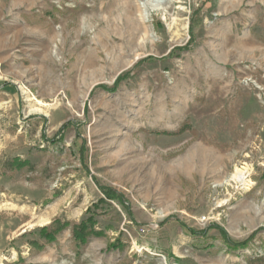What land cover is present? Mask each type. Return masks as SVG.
<instances>
[{
	"label": "rangeland",
	"instance_id": "1",
	"mask_svg": "<svg viewBox=\"0 0 264 264\" xmlns=\"http://www.w3.org/2000/svg\"><path fill=\"white\" fill-rule=\"evenodd\" d=\"M0 264H264V0H0Z\"/></svg>",
	"mask_w": 264,
	"mask_h": 264
},
{
	"label": "trees",
	"instance_id": "2",
	"mask_svg": "<svg viewBox=\"0 0 264 264\" xmlns=\"http://www.w3.org/2000/svg\"><path fill=\"white\" fill-rule=\"evenodd\" d=\"M120 80H121V78H118L115 83L117 84ZM24 165H25V163L20 161V162H18L17 166L22 167ZM100 190L107 200H117L119 202V204H123L122 198L117 197L114 194V192H112L111 190H108L104 187H100ZM90 211H91V208H88L87 213ZM58 224H60V222L58 220H55L53 222L52 225L54 227H52L53 228L52 230H54V232L59 231V230L69 226V224L65 223V222L57 227L56 225H58ZM94 224H95V222L91 216V217H88L86 219H82L79 223L73 225L72 234H73V237H74V240H75L77 246L80 247V246L85 245L90 236L96 237V236H101L103 234L101 231L96 230V228L94 227ZM216 229L218 230L221 238L223 239V242L228 246L229 249H232V250L246 248L249 241L251 240V237H249L248 239H245L243 241H234V240L230 239L222 229H220L218 227ZM191 232L193 234L206 235L205 231H201V232L200 231L199 232L191 231ZM45 236L47 238H49L50 236L52 237L53 233H52V235L46 234Z\"/></svg>",
	"mask_w": 264,
	"mask_h": 264
}]
</instances>
